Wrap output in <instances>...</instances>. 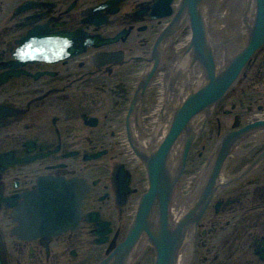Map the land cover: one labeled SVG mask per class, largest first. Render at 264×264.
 I'll return each instance as SVG.
<instances>
[{
  "label": "flooded vegetation",
  "instance_id": "af4514ba",
  "mask_svg": "<svg viewBox=\"0 0 264 264\" xmlns=\"http://www.w3.org/2000/svg\"><path fill=\"white\" fill-rule=\"evenodd\" d=\"M107 2L112 4L99 12L107 21L98 22L95 8ZM36 3L50 7L35 6L16 12L20 5ZM181 3L182 0H0V68L5 61L12 60L11 53L20 35L36 25L48 24L54 31L82 29L88 36L107 40L99 47L89 45L85 52L72 58L30 62L22 67L28 72L0 80V264H100L125 241L137 215L140 196L148 188L145 166L126 156L117 137L118 129L122 125L127 127L133 99L142 93L141 80L130 76L141 63L136 62L140 55L135 53L141 54L150 47L177 14ZM155 7L162 17L154 13ZM36 16L39 17L33 20ZM23 23L26 27L17 30L15 25ZM182 28L179 33L185 31ZM178 37L177 34L166 42L163 60L179 53ZM97 52H119L123 60L96 67L93 57ZM253 60L255 54L249 64ZM124 66L129 67L124 80H115V75H120L118 69ZM92 74H103L104 80H96ZM242 94L246 96L247 92L241 90L236 96L240 98ZM155 97L156 89L149 83L132 115L149 110ZM240 103L247 106L244 111L223 110L233 117L231 129L223 133V123L218 119L216 132L212 134L207 129L208 118L199 133L196 140L204 135L203 149L218 138L212 157L223 135L264 120L262 95L256 96L252 104H246L243 98ZM248 134L243 133L232 146L222 169L224 178L203 214L189 227V242L183 250L187 254L186 264H192L196 247L219 248L227 242H237L243 238L242 234L245 236L242 255L250 256L255 264H264V136L247 140ZM239 144L244 152L237 154ZM247 153L249 159L242 164L240 157ZM232 161L241 165L230 176L226 166ZM187 167L188 162L176 189L175 196L180 198L191 193L196 178L200 180L201 191L210 178L202 174L194 176L188 193L179 195L181 185L189 178ZM142 175L146 178V189L141 191ZM48 177L81 179L90 185L76 216L73 205L78 206V201L71 197L61 201L67 204L66 210L61 207L62 213L51 217V223L41 215L48 201L39 199L45 195L40 188ZM244 188L249 189V198L245 197ZM225 213L231 221L224 224L220 215ZM208 234L218 240L207 242ZM142 240L147 243L136 252ZM148 240L146 233L140 236L126 252L127 264H143L147 248L152 247ZM151 253L154 260L153 247Z\"/></svg>",
  "mask_w": 264,
  "mask_h": 264
},
{
  "label": "water",
  "instance_id": "95a60500",
  "mask_svg": "<svg viewBox=\"0 0 264 264\" xmlns=\"http://www.w3.org/2000/svg\"><path fill=\"white\" fill-rule=\"evenodd\" d=\"M184 2L195 25L196 55L202 72V85H199L198 89L191 90L184 101L177 106L167 134L159 146L150 153L140 150L134 143L129 125L133 148L144 161L148 171L149 187L141 197L139 210L127 239L101 264L112 262L127 264L126 252L136 245L143 233L147 234L148 243L151 242L156 248L154 264H176L187 230L203 213L217 188V178L230 148L245 131L254 126L264 127V121H260L227 134L223 138V144L216 154L215 161L210 159L218 139L216 137L203 149L201 137L204 135H202L198 141L196 140L189 153L196 135L192 124L197 129H201L206 113L208 116L213 106L235 80H240L237 87L214 107L209 116L207 129L212 134L216 132L218 119L223 123V133L231 129L233 117L225 114L223 110L244 111L247 106L240 105L241 98L246 104H252L253 99L259 94L264 98V0H184ZM68 54L71 52H67ZM254 54L255 60L249 64ZM176 82L177 80H171V86L174 87ZM241 90L247 92L246 96L250 97L248 100L243 94L240 98L236 96ZM233 104L235 107H232ZM181 139L183 143L177 159ZM175 145L176 148L173 150ZM176 160L178 166L171 168V163L174 164ZM186 160L188 162L186 174L189 178L185 177L186 181L181 185L182 190L179 191V195L188 193L193 184L191 181L193 179L190 177L200 174L206 176L210 171L211 173L202 193L199 189L200 180L196 178L191 193L180 198L175 196V188L185 168ZM79 187L81 184L77 181L64 182L53 177L42 184L40 191L45 195L41 199L47 200L48 203L47 208L41 210V215L48 218V223L52 222L51 217L62 213L61 207L66 210L67 204L61 201H67L68 197L78 201V206L73 205L74 214L77 215V208L83 195L79 193V199H76L78 193L76 191ZM198 196L192 208L179 221L186 208L193 204ZM145 243L147 241L142 240L136 252H140L145 247ZM151 252L152 247L147 248L143 264H153Z\"/></svg>",
  "mask_w": 264,
  "mask_h": 264
},
{
  "label": "bare ground",
  "instance_id": "6f19581e",
  "mask_svg": "<svg viewBox=\"0 0 264 264\" xmlns=\"http://www.w3.org/2000/svg\"><path fill=\"white\" fill-rule=\"evenodd\" d=\"M101 4L102 5H98L95 8L98 13V22L102 20L106 22L107 17H102L99 12L106 8L107 5H111L112 2ZM23 6L24 5H20L16 12L21 9L35 6L50 7V4L36 3ZM154 13L162 17L158 7H155ZM37 17L39 16L34 17L33 20H36L35 18ZM51 21H54V19L52 18ZM168 24L169 25L158 34L159 36L154 39L150 47L146 50H142L143 61H145L148 66L143 68L144 70L141 72L139 80H153V76H155L161 64L162 67L167 64L168 60L162 59L164 55L167 54L166 42L171 41L178 34L177 44L180 46L179 57L172 63L173 65H171L170 71L166 74L165 80H179L180 82L178 81L171 89L172 92L165 97L163 101H160L159 113L156 112L155 116L152 118L154 121L151 123V127L146 129L147 132L141 130L139 126H132L134 136L147 149H149L148 147L153 140H156V144H158L163 139V136L167 134L169 126L172 123L176 104L181 101L183 102L186 95L191 90L198 89V86L202 85V72L196 55L195 25L184 0H182L177 14L171 17ZM15 26L17 30H22L26 27V24H16ZM181 28L183 31L185 30V34H183L184 32L179 33ZM125 32L126 31H124V33ZM103 43L104 40L100 36H88L82 29H77L75 31L65 30L62 32L54 31L48 24L36 25L31 28V30L29 29L27 33L21 34L15 41L11 53L13 54L12 60L5 61V63H2L3 67L0 68V80H8L11 76H18L21 73L28 72L22 67L30 62H56L58 59L72 58L75 57L76 54L86 51L89 44L98 47ZM15 50H17V54ZM67 52H71V54L67 55ZM15 58L17 61L14 60ZM122 60L123 58L119 56V52H97L93 57V64L96 67H101L108 63H121ZM181 74L182 76L180 77ZM132 120L134 121V119ZM262 134L264 136V127L249 132L248 138L246 139H261ZM242 142L244 141H241V143ZM235 152L240 154L244 152V149L242 150L239 144ZM218 177L219 182L224 178L221 173ZM189 238L188 231V234L184 237V242H189ZM186 260L187 254L184 252L180 255L177 264H186Z\"/></svg>",
  "mask_w": 264,
  "mask_h": 264
},
{
  "label": "rangeland",
  "instance_id": "374dc122",
  "mask_svg": "<svg viewBox=\"0 0 264 264\" xmlns=\"http://www.w3.org/2000/svg\"><path fill=\"white\" fill-rule=\"evenodd\" d=\"M7 1L9 2V0H7ZM148 44H151V43H148ZM173 51H175V50H173ZM135 54L140 55V56H138V59L136 60V62H141V63L133 68V74H131L130 76L133 75V80H139V78L141 76V72L144 70L143 68L147 67L148 65L145 63V61H143L142 58H140L141 56H143V55H141L143 53H141V54L135 53ZM170 54H174V53L171 52ZM178 57H179V53L177 55L175 54V57L172 59H171V55L169 57H167V60H168L167 64L163 65L164 67H162V64H161V67L158 68L155 76H153V80H164V83L167 84L168 80L165 81V76L168 73V71H170V67H171V65H173L172 63L175 62ZM81 70H79V71H81ZM126 70L129 71V67L124 66L122 69L119 68L117 72L120 73V75L116 74L115 80H124L123 76H124V72ZM83 71L85 72V70H83ZM92 75H93V78L96 80H104L102 77L103 74H98V75L92 74ZM181 76H182V74L180 75V77ZM108 80H110V78H108ZM157 89H158V91H160V87L158 85H157ZM159 93L160 92H158V94ZM157 101H158V99L156 100V103H157ZM103 114H104V112L101 113V115H103ZM248 145H250V144H248ZM107 159H108V155H107ZM248 159H249V153L240 157V161H242V164L245 161H247ZM239 165H241V164H239V163L235 164V163H233V161L229 162V164L226 166V171H228V173H231L229 175L232 176L233 173H235L236 170H238ZM141 177H142V184H141V191H142L143 188H144V190L146 189V187H145L146 186V178L143 175ZM137 185L140 187L139 181H138ZM225 189H227V188H225ZM248 191H249L248 188L243 189L244 195L247 198H249V196H250V194L247 193ZM139 192H140V189H139ZM225 214H223V215H225ZM223 215H220V216L224 217V224H225L226 220H230V216H229V214H226V216H223ZM242 222L247 223V220H243ZM217 227L219 228V227H221V225L218 224ZM243 235L244 234H242L243 238H240L237 242H234V241L227 242L226 244L220 245L219 248L218 247H211V245H207L205 247H201V246L196 247V249L194 250L193 258L191 259V263L192 264H255L252 261V258L250 256L244 257L242 255L243 246L241 244L244 242V239H245V236H243ZM206 238H207V242H209V243L211 242L210 240H213V239H215V241L218 240L217 236H215V238H214L210 234H208V236H206ZM220 241L224 242L223 238H221ZM183 247H185V246H183ZM181 253H184V251H182Z\"/></svg>",
  "mask_w": 264,
  "mask_h": 264
}]
</instances>
